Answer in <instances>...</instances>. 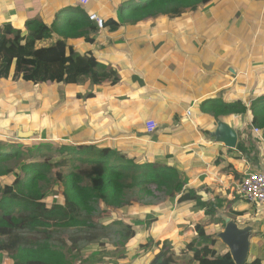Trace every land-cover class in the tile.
I'll list each match as a JSON object with an SVG mask.
<instances>
[{"label":"crops","instance_id":"1","mask_svg":"<svg viewBox=\"0 0 264 264\" xmlns=\"http://www.w3.org/2000/svg\"><path fill=\"white\" fill-rule=\"evenodd\" d=\"M79 3L78 0H0V28L11 23L25 29V23L33 18L49 25L59 10ZM95 3L100 7L92 13L118 17L108 1L93 0L92 4ZM219 18H223L222 23L216 22ZM263 22L264 0H210L178 14L165 10L135 25L122 24L115 30L100 27L88 35L91 42L73 44L69 52L74 58L89 50L97 59L98 70L111 72L109 78L100 84H93L89 78L80 84L49 82V101L43 105V109L47 106L48 114L38 109L34 117L39 129L34 125L25 127L24 122L10 128L0 115V138L13 143L21 125L22 130L47 129L49 139L57 142L61 139L70 144L97 143L143 162L169 163L177 169L184 187L191 186L208 194L205 198L220 202V209L232 202L231 206L237 210H248L251 204L241 205V198L234 194V184L242 172L257 169L262 162L264 144L253 131L249 102L264 92V52H260L264 47ZM258 34L262 35L260 39ZM53 40L51 37L41 40L39 45L49 46ZM0 80H6V87L24 81L11 77ZM0 95L2 102L9 98L8 90ZM206 99L224 103L240 99L246 111L216 114L212 106H202ZM148 121L154 122L152 131L146 124ZM219 122L236 132V145L243 144L244 150L229 148L219 139L216 133ZM231 185L230 192L227 189ZM216 192L225 198H215ZM137 203L130 208L132 212L140 206L164 211L177 205L176 198H170L163 209L159 206L164 204L157 202ZM183 205L196 206L194 202ZM254 209L257 220L261 214L264 216V205ZM155 220L159 231L151 235L155 239L159 237L161 242V232L175 224V235L179 237L188 222L182 215L176 223L174 218L164 217L163 212ZM180 223L184 227H177ZM257 225H253L252 235L261 241L264 220L259 230ZM161 247H156V251ZM149 255L147 251L140 258L133 256L131 264H144Z\"/></svg>","mask_w":264,"mask_h":264},{"label":"trees","instance_id":"2","mask_svg":"<svg viewBox=\"0 0 264 264\" xmlns=\"http://www.w3.org/2000/svg\"><path fill=\"white\" fill-rule=\"evenodd\" d=\"M92 1H88L85 5L79 3L74 7L62 8L49 25L38 18L29 19L25 23V29L17 28L11 23L4 24L0 28V78L22 79L33 84L46 82L80 84L88 78L93 84L106 81L111 72L106 69L99 71L97 59L89 50L74 58L69 52L73 44L82 41L91 42L92 39L88 35L100 28L95 20L89 18L92 11H95L93 8L90 9ZM104 1H108L109 7L117 11L118 17L102 16V28L115 30L122 24L135 25L165 10L178 14L210 0ZM95 5L99 6L98 3ZM50 37L54 40L49 46L39 45L41 40ZM261 37V34L257 35V39ZM260 52H264V47ZM254 54L255 52L252 55ZM262 72L264 74V70ZM202 106L206 108L212 106L216 114L246 111L240 99L225 103L206 99ZM249 106L253 116L252 122L261 129L264 139V92L249 102ZM14 143L16 142L12 144ZM28 144L26 143L24 147L22 144H14L5 147V152H0V257L2 259L10 258L11 264H70L68 255H74L79 251L81 239L94 237L96 234L92 231L95 228L101 226L103 229L121 231L117 229L118 220L102 221L98 224L87 221L95 216L100 196L104 197L108 206L114 208V214L120 217L122 206L127 205L130 209L137 203V197L128 198L129 190L137 189V195L143 199L145 197L158 199L163 194L166 202L170 198H176L179 205L194 202L205 215L209 216L204 221L201 220L202 218L198 219L199 222L193 226L197 235L196 240H200L199 246L195 245V239L188 243L193 251L194 260L200 264H234L229 252H221V248L218 249L216 246V238L206 233V230L212 226L213 220L214 222L221 220V217L216 215V209L222 204L218 201L211 202L205 198L208 194L196 191L191 186L184 187L177 169L169 163L157 160L143 162L97 143L70 144L62 140L56 142L58 146L53 143L49 145L47 142L26 147ZM51 146H54L51 157H60L55 163L48 161L51 157L41 161L24 160L19 165L20 173H15L12 168L4 165L12 157L31 155L38 153L42 147L50 149ZM2 148L0 145V151ZM236 148L244 150L243 144L239 142ZM24 150H27V153H24ZM64 154L65 157H62ZM69 162L72 163L71 167L68 165ZM81 164L99 167L97 172L100 179L99 186L84 183V176L80 172ZM54 165L70 169L63 174L60 172L54 174L51 172ZM53 175L55 179H52ZM40 181L41 185H39ZM57 184L62 186L59 193L54 190ZM54 195H57L55 201ZM231 203H228L230 208L226 212H230L234 217L248 211L237 210L231 206ZM243 203L248 204L241 199V205ZM180 209L181 206L167 212L171 209L166 208L164 217L170 216L179 223ZM178 225L183 227L184 224ZM65 230L72 231L73 234L64 237L61 233ZM175 232V224L167 231L161 232L163 241L160 257L169 252V245L175 237ZM153 233L158 234L157 231ZM256 238L255 240L260 241ZM153 240L154 235H149L147 242L153 245ZM99 246L98 254L111 252L105 247V242L100 243ZM97 255L95 258L99 261L107 258V255ZM150 264L166 263L157 257ZM245 264H264V256H256Z\"/></svg>","mask_w":264,"mask_h":264},{"label":"rangeland","instance_id":"3","mask_svg":"<svg viewBox=\"0 0 264 264\" xmlns=\"http://www.w3.org/2000/svg\"><path fill=\"white\" fill-rule=\"evenodd\" d=\"M122 1L124 0H121V2ZM99 7L100 6L92 4L90 9L93 8L96 11L97 9H99ZM218 21L222 23L223 18H219L216 22ZM224 22H225V19H224ZM263 69L264 67H262V70ZM5 82L6 80H0V92L4 91L6 93V91L8 90V94H9V98L7 100H4L3 102L0 100V115L4 118L5 122L9 123L10 128L12 125H16V123L24 122L25 127L34 125L36 129H39L38 124H36L37 121L34 119V117L36 115V111L38 109H43L44 107L43 105H47L49 101L48 96H47L49 89H51L49 88V82L33 85L25 81H18L17 83H13V85L9 87H6ZM71 86L74 87L76 85H71ZM24 89H26V91L29 93L28 96L25 95ZM31 90H39L40 93L38 92L37 94H32ZM33 98H34V101L32 102ZM39 98H41L40 102L36 101V99H39ZM39 103H42V105L39 106ZM43 110L44 112H47L48 114L47 106ZM42 124L43 122H41V125ZM19 127H21V125ZM19 127L16 130V134L20 132ZM22 131L29 132L30 130L23 129ZM35 131H36L35 133L29 134L25 138L16 137L17 139L14 140L16 143L14 144H17V145L22 144L23 147L26 143H29L26 147L40 145V144H44L47 142L49 143V145L51 143L57 145L56 144L57 141L49 139L47 129H45L43 132L42 131L37 132V130ZM20 134H22V132H20ZM22 140H26V141H22ZM58 141H62V140L59 139ZM10 142H11L10 139L0 138V145L3 147L0 152H5L4 151L5 147L14 145ZM54 146H51L50 149H45L42 147L38 153H34L31 155L20 156L19 158L12 157L4 165H6L9 168H12L14 170L13 172L20 173L19 165L22 163V161L24 160L25 161H30V160H40L41 161V160H44V158L49 159V157H51L52 155L51 153H53L52 148H54ZM23 152L27 153V150H24ZM62 157H65V154L62 155ZM59 158H60L59 156H52L51 159H49L48 161L51 163L53 162L55 163L59 160ZM71 164H72L71 162L68 163L70 167H71ZM69 169L66 167L54 165L51 172H54V174L57 172H60L61 174H63L64 172H67ZM98 169H99L98 166L97 167L92 166V165L87 166V165L81 164L80 172L84 176L85 184L87 183L89 185L94 184L96 186H99L100 179L97 176ZM242 175H243V172L240 174L239 179L242 177ZM53 178L55 179V175L52 176V179ZM236 182H238V180ZM41 183L42 182L40 181L39 185H41ZM231 187L232 185L230 186L229 189H227L230 192H231ZM54 190H56L57 193L61 192L62 190L61 184L55 185ZM128 194H129L128 198L132 197L134 199L135 197H137L138 200L136 201L141 204L145 202H150V203L157 202L158 204H164L163 206H159V207H162L160 209H163L166 207V201L164 199L165 196L163 194H161V197L158 199H153L151 197H145L144 199L140 198L137 195V189L129 190ZM221 194L222 193L218 195V193L216 192L215 198L217 196H220V199L225 198V195L222 194L224 195L222 196ZM234 194H236V192ZM56 198H57V195H54V201L56 200ZM215 198L213 197V199ZM250 204L251 205H248V211L244 215H241V216L234 217L230 212H226V210L230 208V205L228 204H226V206L222 209L218 207L216 209V215L218 216V215L223 214L225 216L232 217L236 220L239 226H243L249 223L253 224L254 226L256 224H259L257 225V229L259 230L261 221L263 222L264 220V216L261 214L258 217L259 219L257 220L256 219L257 216L254 212L255 211L254 207L258 205H255L254 203H250ZM182 206L183 207L180 209L181 212H178V215L180 217L182 215L186 216L188 223L185 224V228L183 229V231L182 232L180 231V236L176 237L175 235L174 238L176 239L174 238L172 239L171 241L172 245L171 243L169 245L171 248L169 249V252L165 253L164 255H162V257H160L162 253H160V251H156V247H160L162 243L161 240H159V237L156 239L154 238L153 246H151L147 242L146 238L148 237L149 234L151 235L153 231L155 230L159 231V228L155 226V223H154L156 222L155 216L157 215L161 216V212H163V214H165V212L149 210V209L146 210L143 206H140L139 209H135V211L132 212L131 209H128L127 205H124L121 208L122 215H119L120 217H117L114 214V211H113L114 208L108 206L106 204L104 197L100 196L99 201L97 203V211L95 212V216H93L90 219H87V221L90 223L98 224V223H101L102 221L111 220V222H114L115 220H118L119 223L117 225V229L121 231L117 232V231L110 230L108 228L103 229L101 226L95 228L92 231L93 233L96 234L94 237L81 239V241L79 242L80 249L78 252H76L74 255H71V256L67 254L68 259L70 260V264H101V262H105L106 264H116V263L117 264H131L130 260L133 256L139 257L140 254L146 255L147 251L150 253V255L145 260L144 264H149L150 260H152L151 258L156 257V256H158L160 260L164 261L166 264H172V263L174 264H200L198 261L194 260L193 251L189 248L188 243H190L194 239L196 240L197 238L196 231L193 228V226H195L197 219H200V218L205 219V218H208L209 216L205 215V213L200 207L199 208H197L196 206L185 207L183 204ZM260 206L261 205H259L258 207ZM178 207H179V204H177V206L174 208H178ZM174 208L167 212H171L175 210ZM211 224L212 226L206 230V233L208 235H214L215 233L222 230L224 227V222H223L222 217H221V220H218L215 222L213 220ZM128 227H129V230H128ZM153 227L157 229H154ZM71 234H73V232L67 231V230L61 233V235L64 237H68ZM251 238H252V245L250 244L248 260H252L254 257L262 256L264 254V239H262L260 242H257L258 244H256V241H258V240L255 241L256 237L254 238V235H252ZM103 242H105V247L109 248L111 251L108 254L107 252L103 254H98V252H100L99 244ZM199 243H200V240L197 239L195 242V245L199 246ZM216 246L218 249L221 248V252H225L228 250L227 247L219 239L217 240ZM95 255L97 256L107 255L106 256L107 259L99 261L95 258ZM168 259L170 260L166 261Z\"/></svg>","mask_w":264,"mask_h":264},{"label":"water","instance_id":"4","mask_svg":"<svg viewBox=\"0 0 264 264\" xmlns=\"http://www.w3.org/2000/svg\"><path fill=\"white\" fill-rule=\"evenodd\" d=\"M20 132L17 133V137L25 138L27 135L35 133L36 131L30 130L29 132H23L19 127ZM216 133L219 139L229 148H235L237 142L236 132L227 125L219 122L216 129ZM222 217L224 227L219 232L213 235L217 240L219 239L229 252L234 264H245L248 261V253L250 248V238L254 231L252 224H245L239 226L238 223L229 216L223 214Z\"/></svg>","mask_w":264,"mask_h":264},{"label":"built area","instance_id":"5","mask_svg":"<svg viewBox=\"0 0 264 264\" xmlns=\"http://www.w3.org/2000/svg\"><path fill=\"white\" fill-rule=\"evenodd\" d=\"M82 4H86L89 0H78ZM89 18L95 20L99 27H102V19L95 13L89 15ZM187 109V113H189ZM149 131L154 129V122L148 121ZM253 131L259 135L260 141L264 144V139L261 135L262 131L260 128L253 126ZM262 162L259 167L255 170H245L241 179L235 182L234 189L236 194L249 204L254 203L255 205H264V146L262 149ZM0 264H11L10 258H3L0 260Z\"/></svg>","mask_w":264,"mask_h":264},{"label":"clouds","instance_id":"6","mask_svg":"<svg viewBox=\"0 0 264 264\" xmlns=\"http://www.w3.org/2000/svg\"><path fill=\"white\" fill-rule=\"evenodd\" d=\"M90 1V0H89ZM101 18V17H100ZM219 216V215H218ZM232 218V217H231Z\"/></svg>","mask_w":264,"mask_h":264}]
</instances>
